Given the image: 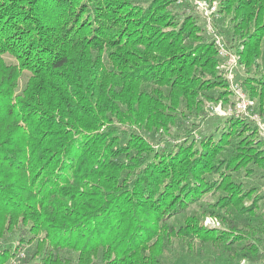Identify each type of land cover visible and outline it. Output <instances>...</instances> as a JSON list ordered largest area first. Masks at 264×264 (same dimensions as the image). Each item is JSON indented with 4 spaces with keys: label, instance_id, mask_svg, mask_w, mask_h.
I'll return each instance as SVG.
<instances>
[{
    "label": "trees",
    "instance_id": "1",
    "mask_svg": "<svg viewBox=\"0 0 264 264\" xmlns=\"http://www.w3.org/2000/svg\"><path fill=\"white\" fill-rule=\"evenodd\" d=\"M218 11L264 115V0ZM202 22L185 0H0V264H264V140L187 119L231 98Z\"/></svg>",
    "mask_w": 264,
    "mask_h": 264
},
{
    "label": "rangeland",
    "instance_id": "2",
    "mask_svg": "<svg viewBox=\"0 0 264 264\" xmlns=\"http://www.w3.org/2000/svg\"><path fill=\"white\" fill-rule=\"evenodd\" d=\"M131 3H135L136 0H129ZM184 1V0H182ZM187 1L193 8L194 10L201 16L202 18V23H203V27L205 30V36L207 37V40L211 41L214 45V47L216 48V52L218 55V70L221 72V75L224 77L225 81L227 82V89L230 92V96L231 98H227L229 97L227 94H222V93H226L225 89L223 87H215L214 89L210 88V92L213 94L214 99L213 100H208L207 98L201 97L200 95H198L199 99L201 100L200 103V107H201V111L203 113V115L201 113H189L187 110H185V114L190 116L187 117H183V119L185 120L186 118L188 120L194 121L196 122V129L198 131L199 129V124L201 125L200 128H202L204 130V132H207L208 130H212L215 128V125L217 124V120L219 118H223L224 116L228 115L227 110L232 106L233 101H234V97H235V91H234V85H237L238 88L241 89V91L248 96L247 92L245 91V87L243 86V84L241 83V80H239L238 75H241V71H240V67L238 64V54L237 52L232 49L231 47H229L228 43L226 42L223 34L219 31V29H223L225 27V25H227V23H229V18L226 16V18L222 19V14H220L221 12L218 11V0H185ZM196 1H205L206 3H209L210 5H215V12L218 14L217 16H215L213 19H211L210 24H208V20L206 19L205 15L203 14V10L202 8H200L197 4ZM141 7V6H140ZM210 17H212V15H210ZM217 34L220 37H222L223 42L225 44V46L227 47V53L225 55H220L218 53V45L215 43V38L214 35ZM263 39H264V35H263ZM264 41V40H263ZM8 60H11V57H7ZM232 61H234L232 63ZM231 68L230 72H228V69ZM29 73L26 71L23 73L21 80L19 81V90L23 87L24 82L27 78V75ZM220 97L222 100H219ZM249 97V96H248ZM250 98V97H249ZM253 99L256 105V109H257V101L255 98H250ZM259 114L262 116V123H264V115L262 113L259 112ZM179 117H181V115H178ZM237 116V115H236ZM238 116L244 117L241 114H239ZM182 118V117H181ZM246 120H248L252 126L254 127V130L256 131L257 136L259 137V139L264 140V136H263V130L261 128H259L258 125V121L255 119H252L249 116H245L244 117ZM186 123V122H185ZM190 126V125H187ZM164 133V137L167 139L169 137L172 136L171 133H168L166 130H162ZM181 131V130H180ZM248 135L246 133V135L244 134V136L242 137V139H247ZM185 138L179 136L177 138L176 141H174L173 143H182L183 140ZM250 139V138H249ZM249 141V140H248ZM252 143H254V141H252ZM261 172L262 169L257 171L249 181H252L253 183H255L256 185H261L262 188L264 189V177L261 178ZM238 176V175H237ZM242 175H240L241 177ZM242 180H246L247 178H245V176L242 177ZM196 206H194V204H192L190 207L187 208L185 215L188 216L190 213H192L194 216L198 215V212L196 210ZM174 219V218H173ZM220 220L217 216L210 214V213H206L205 215L202 214V217L200 218V225L203 228L206 229H216L219 228L221 226L220 224ZM182 239V238H181ZM179 240L180 242V246L183 249H187L185 240ZM200 253H209V246L206 244H203V248H201ZM185 253V252H180ZM186 254V253H185ZM22 253H20V256L22 257ZM227 255V253L223 254V257H225ZM227 257V256H226ZM180 259H183V261L187 264H212L210 261H208V258H202V257H195L194 259H192L191 256H189L188 254H186L184 257H181ZM19 258L17 257H13L12 260L9 262L10 264H20L19 263ZM245 259H241L239 260V264H245ZM182 263V260L178 261V264ZM234 263L237 264L238 262H236V260H234Z\"/></svg>",
    "mask_w": 264,
    "mask_h": 264
},
{
    "label": "built area",
    "instance_id": "3",
    "mask_svg": "<svg viewBox=\"0 0 264 264\" xmlns=\"http://www.w3.org/2000/svg\"><path fill=\"white\" fill-rule=\"evenodd\" d=\"M196 4L204 9L203 14L205 15L206 19L208 20V24H210L211 19H213L218 14L215 12V5H210L209 3H206L205 1H196ZM212 15V17H210ZM215 43L218 45V53L220 55H225L227 51V47L225 46L222 37L215 34ZM234 61H232L233 63ZM231 68L228 69V72H230ZM234 91H235V97L232 106L227 110L228 115H239L242 116H249L252 119H255L258 121L259 128H261L263 131L264 136V123H262V116L259 114V111L256 109V105L253 99H250L248 96H246L240 88H238L237 85H234Z\"/></svg>",
    "mask_w": 264,
    "mask_h": 264
}]
</instances>
